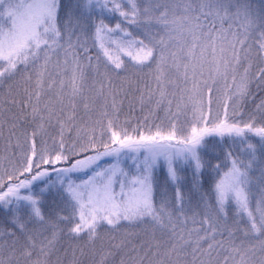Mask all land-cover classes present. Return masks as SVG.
I'll list each match as a JSON object with an SVG mask.
<instances>
[{"label": "snow or ice", "instance_id": "obj_1", "mask_svg": "<svg viewBox=\"0 0 264 264\" xmlns=\"http://www.w3.org/2000/svg\"><path fill=\"white\" fill-rule=\"evenodd\" d=\"M260 93L264 5L0 0V264H264Z\"/></svg>", "mask_w": 264, "mask_h": 264}, {"label": "rangeland", "instance_id": "obj_2", "mask_svg": "<svg viewBox=\"0 0 264 264\" xmlns=\"http://www.w3.org/2000/svg\"><path fill=\"white\" fill-rule=\"evenodd\" d=\"M250 2L257 9H259L262 5H264V0H250ZM74 3H75V0H64V6H65L66 9L72 7ZM89 45H91V40H89ZM95 52H96V49H92L91 54L95 55ZM217 87L219 88L218 95L223 96L225 91H226L225 88H224L223 82H220ZM259 95L264 96V93H260ZM216 110H221L222 111V108L219 105L214 104V111H216ZM127 113H128V106H127V103H125L124 112L121 115V120L124 119V117H125V115ZM135 115H137V116L139 115L138 110H137V113H135ZM134 123H135V121L133 120V124ZM230 143L231 142H229V144H224L223 148H221L220 146H217L215 151L212 153V157L220 156V158H221L220 162L223 163L224 158H223V155H222V151L228 150ZM243 147L244 146H242V145H231L233 153L240 155L241 159H245L246 160L247 157L243 153ZM207 158H209V157H206V159ZM216 162L217 161L213 158V163H216ZM226 170L227 169L222 168V172L226 171ZM212 175L214 176L215 174L213 173ZM82 176H83L82 173H75V174H72V179L73 180H77V177H82ZM187 177H188V180L190 181L191 180V170H189V172L187 173ZM53 179H55V176H53ZM204 179H205V188H207L211 184V177H209V175L207 173H205ZM157 180H158V184L159 185H163L164 184V174H163V172H158L157 173ZM77 182H79V181L77 180ZM156 203H157V206H159V203H160L159 194H157V196H156ZM2 215H3V213H0V216H2ZM197 219H199V217H197ZM229 222L230 223H234L236 226L241 227V228L244 226L243 222L241 221V218L239 217V215L232 214V218L230 219ZM190 224H191V222L189 223V225Z\"/></svg>", "mask_w": 264, "mask_h": 264}, {"label": "trees", "instance_id": "obj_3", "mask_svg": "<svg viewBox=\"0 0 264 264\" xmlns=\"http://www.w3.org/2000/svg\"><path fill=\"white\" fill-rule=\"evenodd\" d=\"M145 72H147V70H145ZM141 76H142L144 79H148V77L145 76L144 74H141ZM125 103H127V102H125ZM192 226H193L192 224L189 225V227H192Z\"/></svg>", "mask_w": 264, "mask_h": 264}]
</instances>
